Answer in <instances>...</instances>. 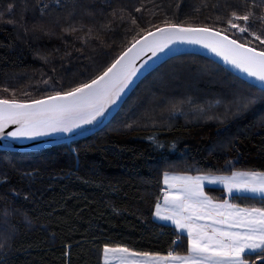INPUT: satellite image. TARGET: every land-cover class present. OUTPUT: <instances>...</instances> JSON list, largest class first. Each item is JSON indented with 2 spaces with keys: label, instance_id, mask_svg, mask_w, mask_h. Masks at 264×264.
Segmentation results:
<instances>
[{
  "label": "trees",
  "instance_id": "16d2710c",
  "mask_svg": "<svg viewBox=\"0 0 264 264\" xmlns=\"http://www.w3.org/2000/svg\"><path fill=\"white\" fill-rule=\"evenodd\" d=\"M233 12H251L250 30L264 37V0H0V98L69 91L150 29L224 30ZM244 170L264 171V90L203 55H173L95 132L34 151L0 149V264H101L106 244L186 252L187 235L153 216L163 173ZM228 197L264 207L259 195ZM259 255L244 258L264 264Z\"/></svg>",
  "mask_w": 264,
  "mask_h": 264
},
{
  "label": "snow or ice",
  "instance_id": "6c2138e0",
  "mask_svg": "<svg viewBox=\"0 0 264 264\" xmlns=\"http://www.w3.org/2000/svg\"><path fill=\"white\" fill-rule=\"evenodd\" d=\"M252 15L251 12L244 15L233 12L224 30L165 23L134 39L103 72L87 83L37 100L0 98V136L31 138L72 132L82 125L92 124L117 103L141 67L147 66L137 67L136 62L143 55L151 53V57H156L176 43L201 45L264 86V48L258 50L248 42L241 43L224 34L229 31L243 38L247 33L264 45V37L250 30ZM260 19L264 21V16ZM9 125L16 128L5 133ZM163 182L166 186L162 190L163 205L157 202L154 214L161 220L171 221L178 232L186 233L187 254L170 250L166 256H161L106 244L103 264H249L244 258L247 253L264 254V207H240L228 200L213 201L204 191L205 182L219 183L229 194L247 192L264 199V171L232 172L230 176L166 172Z\"/></svg>",
  "mask_w": 264,
  "mask_h": 264
},
{
  "label": "water",
  "instance_id": "95a60500",
  "mask_svg": "<svg viewBox=\"0 0 264 264\" xmlns=\"http://www.w3.org/2000/svg\"><path fill=\"white\" fill-rule=\"evenodd\" d=\"M170 24H175V23H170ZM164 25L165 24L160 25V26H164ZM160 26H157V27H160ZM185 26H189V25H185ZM190 26L202 27L201 25H190ZM155 28L150 29V30L154 31ZM213 29H215V28H213ZM145 33H143V34H145ZM143 34H141V35H143ZM224 34H226V33H224ZM226 35H228V34H226ZM230 37L233 38L232 36H230ZM137 38H139V36ZM233 39H235V38H233ZM239 42H241V41H239ZM241 43H243V42H241ZM128 46H130V44ZM128 46H126L120 53H122ZM257 49L260 50L259 48H257ZM186 52L197 53V54L203 55L205 57H208V58L212 59L213 61H215L216 63L223 66L224 68H226L227 70H229L230 72H232L233 74H235L236 76L240 77L241 79H243V80L247 81L248 83H251L252 85L259 87V88L264 90V86H262L259 81H256L254 78L248 77L246 74L241 73L237 69L233 68L231 65L226 64L222 60L221 57L216 56L214 53L210 52L208 49L202 47L201 45L188 44V43H176L174 45H171L169 49H166L165 52L159 53L156 57H151V53H146L145 55H143L141 57V59L136 62L137 67H141L142 65H145V64L147 66L141 67V71L137 74L136 77H134L133 82L131 83V85L127 89H125L124 93L122 94L121 98L117 101V103L115 105H111L108 108V110L106 111L105 115L102 117H99L92 124L82 125L80 128H76L72 132H67V133L55 132V133H50L48 135L36 136V137H31V138H29V137L12 138V137H9L5 134L3 136H0V149L8 150V151H34V150L42 149V148L50 146V145L70 142L72 140L85 137V136L95 132L96 130L100 129L103 125H105L109 121V119L116 113V111L119 109V107L122 104V102L124 101V99L127 97V95L131 92V90L135 87V85L138 83V81L144 75H146L149 71L154 69L157 65H159L162 61H164L168 57H171V56L179 54V53H186ZM120 53L117 55V57L120 55ZM149 57H151V59H149ZM53 94H49V95H53ZM49 95H45V96L38 97L35 99L20 100V101H31V100L42 99V98L47 97ZM15 128H16V125H9L5 129V133L10 132V131H14Z\"/></svg>",
  "mask_w": 264,
  "mask_h": 264
},
{
  "label": "rangeland",
  "instance_id": "374dc122",
  "mask_svg": "<svg viewBox=\"0 0 264 264\" xmlns=\"http://www.w3.org/2000/svg\"><path fill=\"white\" fill-rule=\"evenodd\" d=\"M196 71H201L200 69H195ZM195 71V72H196ZM187 77V76H186ZM199 76L197 75V78H198ZM188 80H190V79H188ZM188 82H194V81H188ZM172 99H170V101H171ZM174 103V101H171L170 103ZM147 107V106H146ZM147 108H150L149 106L147 107ZM244 171H255V170H244ZM258 171V170H257ZM169 173V172H168ZM174 173H181V172H176V171H170V174H174ZM185 173H187V172H185ZM189 175H192V176H196V175H214V176H230L231 174H232V172H230V173H215V172H209V171H199V172H195V173H188ZM163 181V180H162ZM206 186H219V187H221L222 189H223V191H224V193L226 194V198H229L228 196H229V193L226 191V189L224 188V186L222 185V184H219V183H217V184H209V183H207V182H205V186H204V191H205V193L209 196V197H211V198H213V196L211 195V194H209V193H207V191H206ZM240 193H247V192H240ZM248 194H252V193H248ZM253 195H257V194H253ZM213 199H220V198H213ZM251 207H253V206H251ZM259 208V207H258ZM259 256H261L262 258H260V259H264V254H261V255H259ZM258 257V256H257ZM246 259V258H245ZM256 259H258V258H255L254 257V260H256ZM248 260V259H247ZM249 261V260H248ZM251 263V261H249V264Z\"/></svg>",
  "mask_w": 264,
  "mask_h": 264
},
{
  "label": "crops",
  "instance_id": "0c3cea01",
  "mask_svg": "<svg viewBox=\"0 0 264 264\" xmlns=\"http://www.w3.org/2000/svg\"><path fill=\"white\" fill-rule=\"evenodd\" d=\"M167 173L169 172L170 173V171H166ZM166 172H164L163 173V177H162V180H164V174L166 173ZM237 172H242V171H237ZM174 174H176V175H189L188 174V172L187 173H185V172H181V173H174ZM193 175V174H192ZM191 175V176H192ZM163 189L166 187L165 185H164V182H163ZM162 189V190H163ZM163 193V192H162ZM240 193V192H239ZM212 200L213 201H217V202H219V201H223V200H228L230 203H232V204H235V203H233L229 198H226V196L225 197H223V198H220V199H213L212 198ZM158 202H160L161 203V205H163V194H162V196H161V198H160V200L158 201ZM236 205H238V204H236ZM155 206H156V204H155ZM154 206V209H153V216H154V218L155 219H157L158 221H162V222H166V223H169V224H171V225H173L172 224V222L171 221H166V220H161V219H159V218H157L156 216H155V211H156V207ZM240 207H247V206H242V205H239ZM174 226V225H173ZM174 228H175V226H174ZM176 229V228H175ZM177 230V229H176ZM183 233V232H182ZM186 234V233H185ZM188 248V247H187ZM176 253H178V252H176ZM168 253H166V254H159V255H161V256H166ZM179 254H181V255H186L187 254V251L186 252H183V253H179ZM101 264H103V249H102V252H101Z\"/></svg>",
  "mask_w": 264,
  "mask_h": 264
}]
</instances>
